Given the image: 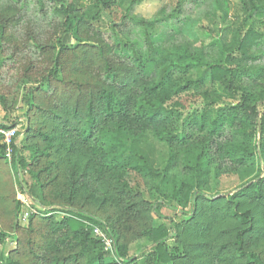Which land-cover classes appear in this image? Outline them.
I'll return each instance as SVG.
<instances>
[{"label": "trees", "instance_id": "16d2710c", "mask_svg": "<svg viewBox=\"0 0 264 264\" xmlns=\"http://www.w3.org/2000/svg\"><path fill=\"white\" fill-rule=\"evenodd\" d=\"M36 1L52 4L61 21L62 35H75L78 44L63 43L59 39L58 46H53L52 51L35 43V49L50 51V65L35 78L39 67L31 60L17 81L22 91V101L28 108L30 127L20 147L14 139L13 157L9 162L13 163L16 171L21 168L31 175L32 183L26 194L34 205L50 209L40 211L39 215H29L28 225L23 227L20 218L23 203L15 201L14 240L23 251L11 249V255L7 257L0 254V264L177 262L181 247L170 242L172 239L180 241L183 228L180 223L172 227L165 223L150 227L144 233L147 245L129 255V243L120 233L122 227L119 220V229H116L115 224L109 227L93 215L76 209L62 211V217L57 218L60 211L47 198L49 187L57 179L53 175L56 165L52 154L57 147L67 150L71 146L83 148L101 162V171L112 176L119 184L120 193L127 201L128 212L136 207L148 206L147 200L155 198L156 194L163 195L161 185L171 174H183L179 190L175 193L178 202L207 208V215L213 222L218 217L222 220L234 219L241 225L232 241L221 245L217 254L230 248L231 256L240 264H264L262 256L248 246L249 235L255 230L248 225L253 215L248 210L240 209L244 198L264 208V178H260L264 172V115L259 121L256 119L259 115L257 99L245 82L247 79L256 87L259 80L264 78V68L251 64L260 58L257 48L264 40V34L253 28L256 20L264 26V0H239L242 20L237 19L233 23L229 32L231 39H217L209 44L200 41V45L195 44L197 49L185 44L159 47L155 42L157 34L153 32L160 20L134 16L131 22L144 33L150 57L145 58V52L142 53L139 47L138 50L121 40L118 49L130 53L131 64L120 58L113 59L112 49L109 51L102 44L97 48L80 45L81 26L89 27L99 16L73 18L74 14L85 9V5L77 8L75 1ZM176 1L175 10L170 16L181 13L190 0ZM192 1L197 3V0ZM136 2L133 0L134 4ZM119 3L121 1L96 0L97 7L112 8L119 6ZM219 4L228 15V1ZM115 24L120 26V23H114L112 28ZM198 24L189 23L184 28L189 30ZM203 31L206 36H211L208 29L204 28ZM197 41L198 37L195 36L194 42ZM81 46L82 50L91 52V59L78 57V66H74L69 56L76 54ZM90 62L96 64L100 71L95 81L83 80L82 77L81 68ZM2 66L3 58L0 57V68ZM198 71L202 73L194 79L192 76ZM20 72L21 67L16 75ZM71 74L75 77L71 78ZM207 83H210L209 88L203 92L204 98L209 100L207 107L191 120L181 121L178 111L169 104L182 94L202 89ZM42 96L46 99L40 103ZM234 96H240L238 103L213 110L223 98L233 99ZM36 120H40L37 126ZM2 128L12 126L0 125ZM190 129L196 132L200 141H191L194 134L190 133ZM228 129L233 130L232 135L220 145L219 154L240 171L242 179L249 180L256 176L258 180L240 185L227 196L212 198L206 194L210 190L208 184L212 170L202 163L207 157V150L202 151L201 147L207 149L209 144L222 139ZM146 134L170 151L162 169H158L136 149V143ZM5 150L6 145L0 134V159L8 161ZM195 150L199 151V155L194 159ZM181 167L187 170L185 174L179 171ZM16 176H19L18 173ZM19 187L23 190L22 184ZM145 190L149 191L150 196L144 193ZM35 216L45 225L44 228L38 227ZM160 218L168 219L164 215H160ZM192 218L191 215L189 220ZM169 221L172 224V220ZM95 227L113 238L114 254L106 251L101 240L94 235ZM6 237L7 234L0 231V243L7 245ZM110 256L112 259L108 261Z\"/></svg>", "mask_w": 264, "mask_h": 264}, {"label": "rangeland", "instance_id": "374dc122", "mask_svg": "<svg viewBox=\"0 0 264 264\" xmlns=\"http://www.w3.org/2000/svg\"><path fill=\"white\" fill-rule=\"evenodd\" d=\"M69 3L75 1L77 8L85 5V9L73 15V18L87 16L97 19L90 23L89 27L84 25L80 28V45L99 47L101 44L112 49L113 59H121L131 64L130 53L118 49L121 40L129 42L144 53L145 58H149V51L146 48V39L142 30L131 22L132 17L146 20H160L154 29L156 33L155 42L159 47H172L175 45H189L192 49H197L200 41L209 44L217 39L229 41V35L233 23L242 20V12L239 0H192L188 1L181 13L170 16L176 7V0H115L121 1L119 6L106 8L96 6V0H67ZM228 1L230 11L228 15L221 10L219 2L223 4ZM132 7V8H131ZM197 22L198 26L185 30V25ZM117 24L112 28V24ZM125 23H128L126 26ZM210 32V37L203 31L204 28ZM253 28L264 34V26L259 24V20L253 23ZM184 29V30H183ZM198 37L197 43L194 38ZM63 43L76 45L78 41L73 34L62 35L61 21L55 8L48 1L39 2L36 0H0V57L3 58V66L0 68V125L14 127L17 129L15 143L20 147L25 133L30 127L28 119V108L22 101V91L17 86V81L23 75L24 68L30 65L33 60L38 65L35 78L50 65V51L53 46H58V40ZM40 44L48 48L43 52L34 48V44ZM79 48L76 54H70L72 65L78 66L77 58L91 59V52L87 49ZM139 47V48H138ZM260 58L252 65L264 68V40L257 48ZM116 52V53H115ZM128 65V64H126ZM21 67V72L16 75L17 69ZM83 80L95 81L100 74L99 68L94 63H87L81 68ZM202 71L192 76L196 79ZM75 77L71 74V78ZM102 77L99 78V80ZM246 85L251 88V93L256 96L259 115L258 121L264 115V78L259 80L258 86L245 80ZM210 83L205 84L202 89L192 90L182 94L169 105L176 111L183 120H191L198 112H202L209 100L204 98L203 92L209 88ZM42 96L40 103L45 101ZM240 101V96L233 99L223 98L214 107V111L220 108L236 104ZM255 118V116H254ZM38 121V122H37ZM40 120H36L39 123ZM5 129V128H4ZM192 133V140L200 141L196 132ZM233 130H227L222 139L216 143H211L202 151L207 150V157L203 160V165L211 167L212 175L209 180V191L207 195L212 198L227 196L240 185L248 181L256 182L258 177L242 179L240 171L219 154L220 145L230 139ZM258 143L260 137L258 136ZM71 139L69 140V142ZM67 143V141H64ZM136 149L148 157L149 162L155 164L158 169L165 165L169 149L154 141L149 134H146L136 143ZM180 150V149H179ZM199 151L193 152L195 159ZM52 159L56 165L53 181L47 192L48 201L53 202L60 213L57 218L62 217V211L76 209L93 215L108 226L114 225L119 229L117 221L122 227L123 235L129 243V255L135 254L147 245L144 233L150 227H157L161 223L174 226L180 223L181 238L179 242L171 240L172 245L181 247V254L175 264H240L231 256L230 248L223 250L222 254H217L218 248L232 241L234 233L241 227L240 223L234 219L222 220L218 217L213 220L207 215V208L192 206L191 203L178 202L175 193L179 190L182 182V175L171 174L165 183L161 185L163 195L156 194L155 198L148 201V206L136 207L130 212L126 210V199L120 193L119 184L112 176L104 174L101 169V162L91 153L83 148L71 146L65 148L57 147L52 154ZM210 162V163H208ZM179 171H187L183 167ZM18 173V177L16 174ZM217 173L219 174L218 176ZM264 178V172L260 178ZM53 179V176L51 177ZM32 183V177L28 172H23L21 168L16 171L13 163L0 159V231L7 234L6 244L0 243V254L10 256L9 250L21 249L15 242L13 208L15 201L23 203L20 214L23 227H27L29 215H39L40 211L49 210V207L34 205L31 198L26 194ZM22 184V189L19 185ZM150 196L149 191H144ZM161 200L159 203L158 201ZM146 204V205H147ZM241 210H248L252 213V221L248 225L254 227V231L249 235L248 246L258 252L264 260V208L257 206L248 198L242 199ZM160 215L168 219H161ZM192 215V219L189 220ZM35 221L38 227H45L38 216ZM172 220V224L170 223ZM200 225H208L200 228ZM109 226V227H110ZM110 261L111 256L107 258Z\"/></svg>", "mask_w": 264, "mask_h": 264}, {"label": "built area", "instance_id": "2783aa9c", "mask_svg": "<svg viewBox=\"0 0 264 264\" xmlns=\"http://www.w3.org/2000/svg\"><path fill=\"white\" fill-rule=\"evenodd\" d=\"M16 132L17 129L14 127L9 129H4V128L0 129V134L3 136V143L6 145L5 156L9 161H12V157H13L12 145L16 137ZM93 231H94V235L101 240L105 250L110 252L111 254H114L115 242L113 238L110 237L107 233H105L98 227H95Z\"/></svg>", "mask_w": 264, "mask_h": 264}]
</instances>
